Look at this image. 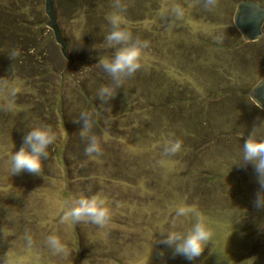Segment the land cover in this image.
Masks as SVG:
<instances>
[{
  "label": "rangeland",
  "instance_id": "1",
  "mask_svg": "<svg viewBox=\"0 0 264 264\" xmlns=\"http://www.w3.org/2000/svg\"><path fill=\"white\" fill-rule=\"evenodd\" d=\"M240 1L55 0L73 61L60 85L67 61L44 25V0H0V77H11L13 67L20 87L9 108L0 82V261L264 264L256 174L251 164L235 165L243 164L242 144L254 125L264 136V111L248 95L264 77V25L258 40L243 41L233 24ZM112 12L148 46L137 71L103 104L97 91L111 78L96 62ZM13 48L20 54L11 60ZM81 111L90 114L88 135L100 145L91 156L74 122ZM35 124L56 134L42 175H12L9 156ZM176 140L180 149L166 153ZM96 194L110 209L104 225L62 219L76 198ZM181 204L200 212L211 232L191 262L159 242ZM191 222V215L178 218L175 227ZM49 236L62 251L50 247Z\"/></svg>",
  "mask_w": 264,
  "mask_h": 264
},
{
  "label": "clouds",
  "instance_id": "2",
  "mask_svg": "<svg viewBox=\"0 0 264 264\" xmlns=\"http://www.w3.org/2000/svg\"><path fill=\"white\" fill-rule=\"evenodd\" d=\"M173 11L177 16L181 15L179 8ZM109 29L104 36V54L98 55L97 64L111 78L110 85H103L97 91V99L105 104L113 99L126 78L131 77L140 67V59L143 49L148 46L145 40L134 39L132 33L123 25V17L119 12H112L106 16ZM110 50V53H109ZM18 49H11L7 56L13 60L19 56ZM16 77L12 67L11 77H0V82L7 86L8 107H15V97L20 91L16 84ZM261 86L258 85V87ZM252 105L260 109L261 104L252 96ZM74 122L80 125V135L87 136V144L84 152L91 156L99 153L100 145L95 135H88L92 126L91 116L86 111H81L78 120ZM56 140V134L45 124H35L23 133L22 143L18 150L9 156L10 172L18 175L22 172L42 175L43 162L49 157V146ZM180 141H169L164 148L166 153H175L180 149ZM243 164H251L256 174L259 191H257L254 205L258 209H264V136H261L253 126L248 137L242 144ZM110 209L106 205V198L99 194L90 197L80 196L64 212L62 219L72 222L86 219L96 225H104L109 218ZM191 215L192 222L184 230H177L175 222L178 218ZM173 227L161 231L160 243L172 250L173 256L180 255L191 262L199 257L205 247L211 241V232L204 222V217L194 207L177 205L173 217ZM50 247L56 251H62L58 239L55 236L47 238ZM163 255V252L161 253ZM0 264H10L0 261Z\"/></svg>",
  "mask_w": 264,
  "mask_h": 264
},
{
  "label": "water",
  "instance_id": "3",
  "mask_svg": "<svg viewBox=\"0 0 264 264\" xmlns=\"http://www.w3.org/2000/svg\"><path fill=\"white\" fill-rule=\"evenodd\" d=\"M55 0H44V14L47 17L44 25L51 31L54 42L59 47L61 56L67 61V66L60 74V85L63 74L69 69L72 64V58L67 52V44L62 37L57 24L54 10ZM234 27L241 35V39L245 42H254L262 35V27L264 25V6L255 1H240L233 16ZM258 87V85H260ZM249 98L252 101V96L261 104L264 111V77L258 81L249 91Z\"/></svg>",
  "mask_w": 264,
  "mask_h": 264
}]
</instances>
